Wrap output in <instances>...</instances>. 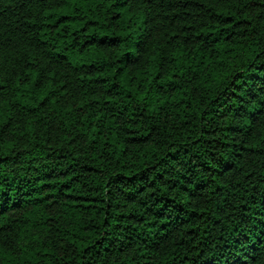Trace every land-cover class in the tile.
Listing matches in <instances>:
<instances>
[{
	"label": "trees",
	"instance_id": "obj_1",
	"mask_svg": "<svg viewBox=\"0 0 264 264\" xmlns=\"http://www.w3.org/2000/svg\"><path fill=\"white\" fill-rule=\"evenodd\" d=\"M0 264H264V0H0Z\"/></svg>",
	"mask_w": 264,
	"mask_h": 264
}]
</instances>
